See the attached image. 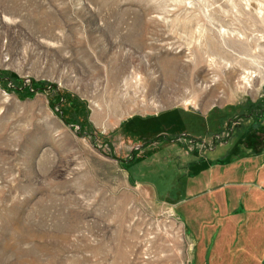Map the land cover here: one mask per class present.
<instances>
[{"label": "rangeland", "instance_id": "374dc122", "mask_svg": "<svg viewBox=\"0 0 264 264\" xmlns=\"http://www.w3.org/2000/svg\"><path fill=\"white\" fill-rule=\"evenodd\" d=\"M262 160L264 0H0V264H264Z\"/></svg>", "mask_w": 264, "mask_h": 264}, {"label": "crops", "instance_id": "0c3cea01", "mask_svg": "<svg viewBox=\"0 0 264 264\" xmlns=\"http://www.w3.org/2000/svg\"><path fill=\"white\" fill-rule=\"evenodd\" d=\"M250 162H252V161H250ZM246 163H248V162H246ZM240 173L244 175L241 182L244 181V183H250V185H248L249 190L248 191L246 190L245 194L243 195V196H246V201H247V205H248L245 207V211H246L245 213L247 216H250L252 218V222H253L254 217L256 218L254 220L261 219V221L264 222V160H262L259 165H254L251 167L245 165L244 170L239 169L236 174H240ZM247 173H249L248 176H247ZM225 215H227V216H225V220H224L225 223L229 220H233L232 218L235 217V216H232V213L229 214V212H227ZM218 220L219 219L217 218V221ZM215 221H216V219H215ZM215 221H214V223H215ZM258 223H260V222H258ZM229 227H230L229 224H226V226H224V228L222 230L221 235H223L224 241L227 240V238H228L227 234H228ZM263 227H264V225H262V224L261 225L259 224V227H258V225L252 226V234L253 235L250 234L249 229L248 230L246 229L247 231L244 230V234H245L244 238L245 237L248 238L247 241L249 243L248 246L250 248H258V250H259L260 247H258L259 246L258 243L261 242L260 244H262L261 239L262 238L264 239V228ZM249 228H250V226H249ZM213 229H215V227H213ZM218 230L219 229H216V231H218ZM240 231L238 229L234 228V233H235L234 238L237 235L242 236V233ZM211 239H212V237H211ZM236 239H237V237H236ZM237 241H238V245L240 244L239 241L242 243L241 245H239L241 247L246 245V243H243L242 240L237 239ZM246 252H245V254H246ZM259 256L260 255L258 253L255 254V251L249 250V252L246 255L247 260L245 259V262L247 264H259L260 259H261ZM257 259H258V261H257Z\"/></svg>", "mask_w": 264, "mask_h": 264}, {"label": "bare ground", "instance_id": "6f19581e", "mask_svg": "<svg viewBox=\"0 0 264 264\" xmlns=\"http://www.w3.org/2000/svg\"><path fill=\"white\" fill-rule=\"evenodd\" d=\"M246 63H240V65L236 66V67H233L232 69H230V71L227 73V81L228 83H232L233 84V80L234 79H237V81L235 82L238 87L242 88V86L246 87L247 85L248 86H251V84L253 83H250V81H252V76H254L255 72H251L249 73L247 70H244L246 69L245 67ZM248 69V68H247ZM256 76V75H255ZM236 77V78H235ZM234 86V84H233ZM254 87V86H253ZM125 100V99H124ZM127 102V101H126ZM115 104V103H114ZM116 105V104H115ZM121 107V106H120Z\"/></svg>", "mask_w": 264, "mask_h": 264}, {"label": "flooded vegetation", "instance_id": "af4514ba", "mask_svg": "<svg viewBox=\"0 0 264 264\" xmlns=\"http://www.w3.org/2000/svg\"><path fill=\"white\" fill-rule=\"evenodd\" d=\"M234 126H238L239 125V122L237 120L234 121Z\"/></svg>", "mask_w": 264, "mask_h": 264}, {"label": "trees", "instance_id": "16d2710c", "mask_svg": "<svg viewBox=\"0 0 264 264\" xmlns=\"http://www.w3.org/2000/svg\"><path fill=\"white\" fill-rule=\"evenodd\" d=\"M242 189H243L244 192L246 191L244 188H242Z\"/></svg>", "mask_w": 264, "mask_h": 264}]
</instances>
